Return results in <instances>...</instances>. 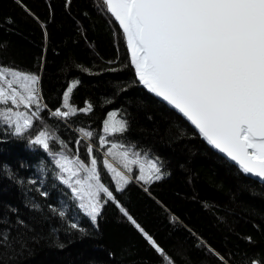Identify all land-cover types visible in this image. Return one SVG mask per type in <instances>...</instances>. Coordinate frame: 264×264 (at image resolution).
Segmentation results:
<instances>
[{
  "label": "trees",
  "instance_id": "obj_1",
  "mask_svg": "<svg viewBox=\"0 0 264 264\" xmlns=\"http://www.w3.org/2000/svg\"><path fill=\"white\" fill-rule=\"evenodd\" d=\"M0 66L39 75L47 105L23 136L0 124V264H166L115 204L104 206L96 224L84 216L57 178L53 157L30 142L46 128L59 138L52 150L73 155L79 148L84 158L86 144L99 148L110 111L128 121L129 131L109 139L158 158L164 173L150 185L134 179L114 194L175 264L264 258V183L213 151L140 86L122 31L101 0H0ZM73 83L70 104L90 103L92 111L51 116L65 110L63 93ZM80 128L93 138L72 131ZM102 180L115 187L103 171Z\"/></svg>",
  "mask_w": 264,
  "mask_h": 264
},
{
  "label": "snow or ice",
  "instance_id": "obj_2",
  "mask_svg": "<svg viewBox=\"0 0 264 264\" xmlns=\"http://www.w3.org/2000/svg\"><path fill=\"white\" fill-rule=\"evenodd\" d=\"M101 7L122 31L138 81L243 173L264 180V0H101ZM39 83V75L0 66V124L12 135L30 131L47 109ZM75 87L73 83L63 93L65 110L56 108L51 116L67 119L92 111L90 103L80 109L70 104ZM117 116L109 112L103 120V135L98 136L102 160L91 143L85 145L84 158L79 148L73 155L52 150L59 138L46 128L30 142L53 157L57 178L93 224L106 204H115L163 261L175 264L114 194L134 179L150 185L164 175L158 158L109 139L129 131L128 121ZM79 132L84 140L94 136L84 128ZM59 144L67 148L63 140ZM102 171L114 188L102 180ZM71 227L79 228L77 223ZM249 264H264V258H252Z\"/></svg>",
  "mask_w": 264,
  "mask_h": 264
},
{
  "label": "water",
  "instance_id": "obj_3",
  "mask_svg": "<svg viewBox=\"0 0 264 264\" xmlns=\"http://www.w3.org/2000/svg\"><path fill=\"white\" fill-rule=\"evenodd\" d=\"M128 52H129V55H130V60H131V52H130V50L128 49ZM140 86L141 87H143L145 90H147L141 83H140ZM148 91V90H147ZM149 92V91H148ZM150 93V92H149ZM152 96H154L157 100H159L160 102H162L163 104H165L167 107H169L170 109H172L171 108V106H169V105H167L166 104V102H163L162 100H160V98H158V97H156L155 96V94H153V93H150ZM173 111H175L179 116H181L188 124H189V126L191 127V128H193L196 132H197V134L200 136V134H199V132H198V130H196L195 128H194V126H192L191 124H190V122H188L187 120H186V118H184L183 116H182V114H180V113H178L176 110H174V109H172ZM200 138L213 150V151H215L216 153H218L220 156H222V157H224L227 161H229L230 163H232L233 165H235L238 169H239V167L234 163V162H232V161H230L227 157H225L223 154H221V153H219V151L218 150H216V149H214L212 146H210L208 143H207V141L206 140H204L203 139V137L202 136H200ZM240 170V169H239ZM241 171V170H240ZM242 172V171H241ZM243 173V172H242ZM244 175H246L247 177H250V178H252V179H254V180H256V181H258V182H260V183H264V180H260L259 178H257V177H255V176H253V175H250V174H245V173H243Z\"/></svg>",
  "mask_w": 264,
  "mask_h": 264
},
{
  "label": "rangeland",
  "instance_id": "obj_4",
  "mask_svg": "<svg viewBox=\"0 0 264 264\" xmlns=\"http://www.w3.org/2000/svg\"><path fill=\"white\" fill-rule=\"evenodd\" d=\"M129 53V52H128ZM129 58H130V55H129ZM131 61V60H130ZM137 78V77H136ZM49 112V114L51 113V111H48ZM110 112H116V111H110ZM51 115V114H50ZM116 119H118V117H116ZM69 129V128H68ZM70 130V129H69ZM72 131H74L75 133H76V135L77 136H79V137H81V135H80V133L79 132H77V131H75V130H73L72 129ZM82 138V137H81ZM94 149H96V154H98L99 156H100V158H103V150H101V149H99V148H97V147H94Z\"/></svg>",
  "mask_w": 264,
  "mask_h": 264
}]
</instances>
